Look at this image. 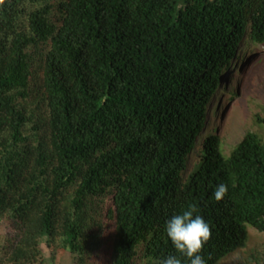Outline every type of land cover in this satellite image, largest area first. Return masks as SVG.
<instances>
[{
	"label": "trees",
	"instance_id": "obj_1",
	"mask_svg": "<svg viewBox=\"0 0 264 264\" xmlns=\"http://www.w3.org/2000/svg\"><path fill=\"white\" fill-rule=\"evenodd\" d=\"M250 43L264 0H4L0 264H154L190 205L207 264L245 249L264 232V115L226 153L210 111ZM246 252L233 264H264V244Z\"/></svg>",
	"mask_w": 264,
	"mask_h": 264
},
{
	"label": "rangeland",
	"instance_id": "obj_2",
	"mask_svg": "<svg viewBox=\"0 0 264 264\" xmlns=\"http://www.w3.org/2000/svg\"><path fill=\"white\" fill-rule=\"evenodd\" d=\"M242 50L237 56L241 64L237 73L231 70L225 89H220L217 94V110L210 117V128L222 138V147L229 153L232 146L242 139L249 130L258 128L255 117L264 115V47L257 45L256 49ZM246 57V58H245ZM232 73V74H231ZM8 222L0 223V241L9 234ZM249 241L245 249L233 253L230 258L247 254L256 246L264 244V232L249 226ZM7 235V236H6ZM46 249V246H44ZM47 264H75L73 254L59 250L57 263L52 260L46 251ZM225 264H233L231 259Z\"/></svg>",
	"mask_w": 264,
	"mask_h": 264
},
{
	"label": "clouds",
	"instance_id": "obj_3",
	"mask_svg": "<svg viewBox=\"0 0 264 264\" xmlns=\"http://www.w3.org/2000/svg\"><path fill=\"white\" fill-rule=\"evenodd\" d=\"M3 3L4 0H0V5ZM251 45L253 46L251 49L257 48L256 44L250 43L246 44L245 48L242 50L248 49ZM240 66L241 64L233 71V74L237 73ZM230 72L227 75V79L230 77ZM216 98L213 104L215 112L218 108ZM215 112L210 111V117H212ZM227 193L228 185L221 183L216 186L214 197L216 201L219 202ZM197 211L198 209L195 205H190L181 214L174 215L166 222V234L174 245L176 254H170L163 259H157L154 261V264H207L201 252L205 244L211 239L212 231L210 224L205 221L203 216L198 214L194 215Z\"/></svg>",
	"mask_w": 264,
	"mask_h": 264
}]
</instances>
